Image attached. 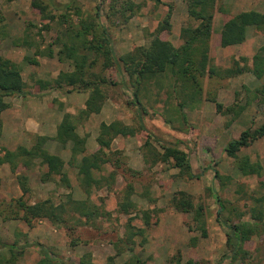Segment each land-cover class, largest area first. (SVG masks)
Segmentation results:
<instances>
[{
    "label": "rangeland",
    "instance_id": "obj_1",
    "mask_svg": "<svg viewBox=\"0 0 264 264\" xmlns=\"http://www.w3.org/2000/svg\"><path fill=\"white\" fill-rule=\"evenodd\" d=\"M33 1L0 0V56L19 65L27 91L25 96L7 98L10 107L0 113V135L5 130L4 144L8 147L1 143L2 137L0 145L11 151L20 146L31 148L39 137H45V150L59 155L66 162L65 171L71 188L58 185L59 176H55L54 181L42 182L47 167L38 159L29 168L21 164L15 171L10 165H5L9 167L11 177L16 178V184L19 185L18 176L28 177L31 192L26 194V199L30 205L47 198L59 203L71 192L75 199H90L105 215L88 225H78L72 220L68 226L73 231L52 226L45 219L28 226L23 220L10 219L13 210H16L14 200L23 193L8 197L0 194V260L10 259L11 252L7 246L17 244L24 251H17L15 264H38L40 246L65 264H80L84 258L94 264H172V259L179 256L183 263L193 260L198 264H264V236H253L244 244L250 254L248 260L244 261L241 257L230 259L226 245L228 229L218 221L221 218L237 223L239 214L247 212L252 205L249 197L259 192L260 184L264 182V175L262 178L242 176L235 160L225 152L227 144L237 139L244 130L258 128L264 123V76L258 79L249 70L230 78L207 74L202 78V95L183 109L179 108V104L184 98L173 79L162 77L159 83L158 80L156 83L153 81L147 92L141 93V101L146 108L145 113L141 112L143 124L148 134L152 135V144L160 150L162 145L178 143L188 153L193 172L199 177L192 180L181 178L172 164L150 165L145 160V149L142 147L148 139L147 133L142 131L135 137L114 140L110 153L114 161L105 165L99 175L107 176L116 170L114 162L119 160L115 181L109 187L94 189L88 196L80 186L76 162L70 163L72 143L62 144L57 139L58 125L65 114H71L78 134L86 138L87 153L90 154L99 149L96 139L102 122L121 121L138 126V107L127 76L116 71H109L116 85L109 86L103 110L88 119H78L83 107L80 106L87 100L88 92L76 89L71 92V88L57 89L53 86L38 89L39 80L51 82L61 71L73 70V62L60 56L61 44L56 41L57 36L68 27V23L62 22L63 16L78 23L77 8L86 18L94 15L97 6H100V23L105 27L109 23L105 16L107 3L102 0H40L48 4L47 15L33 7ZM134 1L142 6L139 13L126 24L109 26L118 57L136 47L148 45L152 32L169 12L172 28L169 33H163V38L175 47L184 43L182 28L198 24L188 16L185 0H162L159 4L152 0ZM249 10L264 14V0L218 1L210 40L211 65L225 69L238 61L242 67L246 63L250 69L253 68V57L264 45V28H250L242 44L226 48L220 45V32L226 20ZM50 17L54 19L48 20ZM27 58L38 63H30ZM217 103L223 105L222 112H218ZM228 107H235L238 114L226 113ZM241 107L244 110L238 112ZM24 119L36 122L40 126L39 132H18ZM170 119L173 121L169 122ZM12 120L20 122L15 125ZM239 155L249 156L264 168V137L243 149ZM215 171L230 177V181L221 184L215 177ZM130 185V199L135 208L126 215L121 212L120 203ZM179 191L191 194L196 206L202 204L207 208V237L201 235L193 221V213H181L172 206L171 199ZM217 195L227 207L221 215ZM145 211H150L149 226L143 221ZM22 214L20 212V216ZM248 219L247 215L242 218ZM129 224L137 229L131 244L127 241ZM137 258L139 261H136Z\"/></svg>",
    "mask_w": 264,
    "mask_h": 264
},
{
    "label": "trees",
    "instance_id": "obj_2",
    "mask_svg": "<svg viewBox=\"0 0 264 264\" xmlns=\"http://www.w3.org/2000/svg\"><path fill=\"white\" fill-rule=\"evenodd\" d=\"M102 1L107 3L105 16L111 27L116 26L117 23H128L142 7L134 0ZM152 1L158 4L162 2V0ZM218 1L185 0L188 16L198 24L182 28L181 39L184 43L180 47H175L169 40L163 38V33H169L172 28V16L169 12L156 30L152 32V39L148 45L136 47L120 57L116 55L113 48L109 26L105 27L100 23V6H97L94 15H89L86 18L81 16V12L77 8L76 13L80 17L78 23H73L67 16H63L62 22L68 23V27L57 36L56 41L61 44L60 56L73 62V70L61 71L51 82L39 80L38 89L42 90L47 86H53L57 89L71 88L69 90L71 92L75 89L80 92H88L89 96L78 115L80 120L88 119L92 115L100 114L103 110L108 100L109 86L116 85L109 76V71H116L127 76V81L132 86L134 103L138 107V126L127 125L121 121L102 122L96 139L99 149L90 154L87 153L86 138L78 134L73 116L71 114L64 115L57 127V139L62 144L72 143L70 163L76 162L80 186L85 194L89 196L94 189L109 187L115 181L116 170L120 167L119 160L114 162L116 170L107 176L99 175L105 165L114 161L110 154L114 140L118 137H135L142 131L147 133L148 139L142 147L145 149V160L150 165L172 164V167L178 170V176L181 178L192 180L199 177L193 172L188 153L182 150L178 143L162 145L160 150L152 144V135L148 134L143 124L141 112L145 113L146 108L141 101V93L147 92L146 90L153 81L156 83L158 80L157 83H159L162 77L173 79L175 86L183 95V102L179 104V108L183 109L186 104L193 103L202 95V78L207 74L211 77L230 78L249 70L258 79L264 76V45L254 55L253 68L251 69L246 63L242 67L238 61H235L232 67L225 69L211 65L210 40L213 34L214 11ZM32 5L39 8L42 14L47 15L48 4L34 0ZM52 19L54 18L50 17L48 20ZM250 28H264L263 13L255 10L242 11L226 20L220 32L221 47L242 44L247 39ZM242 60L246 62L245 58ZM27 61L33 64L38 63L30 58H27ZM26 94V83L19 65L0 56V113L10 107L7 98L15 95L25 96ZM217 110L222 112L223 105L217 103ZM242 110H244L243 107L238 112ZM225 112L238 114L235 107H228ZM171 121L173 120L170 119L169 122ZM263 137L264 123L258 128L244 130L237 139L231 140L225 147L226 154L235 160L237 169L242 176L263 177L264 168L260 162H253L249 156L240 157L239 155L243 149ZM45 140V137H39L37 143L31 148L20 146L14 151L6 150L0 145V166L9 164L15 171L21 164L29 168L34 160L38 159L42 165L47 167V171L42 175V182L54 181V177L59 176L58 185L70 189V179L65 171L66 162L59 155L45 150L43 147ZM3 151L4 153L1 155ZM215 177L223 185L224 181L231 179L222 176L219 171H215ZM17 179L23 194L14 200L16 210H13V215L10 217L12 220L20 219L28 226H32L35 221L45 219L52 226L66 227L73 231V228L68 226L70 221L75 220L78 225H88L96 218L105 215L104 212H101V208L90 199H75L71 192L67 193L59 203L47 198L30 205L26 199V194L31 192L28 177L20 175ZM260 188L259 192L249 197L252 205L247 212L239 214L240 220L237 223H231L230 220L221 218L218 220L228 229L226 245L228 248L227 257L230 259L236 260L241 257L244 261L248 260L250 254L245 250L244 244L253 236H264V191L261 192L262 189L264 190V182H261ZM130 190H132L131 185L126 197L120 203V210L126 215L131 214V209L135 208V204L130 199ZM217 202L221 209L219 215H221L227 207L218 195ZM171 204L178 212L193 213V221L201 235L207 237L205 228L207 208L202 204L196 206L192 195L185 191L176 192L171 199ZM20 212H23L22 216H20ZM149 214L150 211L143 212V221L146 226H149L151 222ZM245 215L249 216L248 220H242ZM139 231L143 233L142 229ZM127 233V241L131 244L137 235V229L129 224ZM7 248L11 252V258H1L0 264H15L16 253L24 251L23 247L11 244ZM40 256L38 264H65L42 246H40ZM136 261L139 259L137 258ZM171 262L172 264H198L193 260L183 263L180 256L173 258ZM80 264L94 263L90 259L84 258Z\"/></svg>",
    "mask_w": 264,
    "mask_h": 264
},
{
    "label": "crops",
    "instance_id": "obj_3",
    "mask_svg": "<svg viewBox=\"0 0 264 264\" xmlns=\"http://www.w3.org/2000/svg\"><path fill=\"white\" fill-rule=\"evenodd\" d=\"M86 98H85V100H86ZM25 101L26 100H24L23 103ZM83 103L81 104L80 107H82V106L84 107ZM19 106L22 107V105H19ZM52 115H54V113L51 114L50 116H52ZM57 116H59V114ZM57 119H62V118L57 117ZM13 121L14 120H12V123L15 124V125H16V123L20 122L18 120L15 121V122H13ZM35 123L33 121H31V120L28 121V119H24L21 122L22 128H19L18 132H20L21 134H22V131H29L30 133L39 132V127L40 126L39 125L37 126V123L36 124ZM4 127H5V125H4ZM4 132H5V130L2 131L3 135H1V137H2L1 138L2 142L1 143L3 144V146H7L6 144H4V142H5L4 138H3ZM21 134H19V135H21ZM16 145H18V144H16ZM26 148H30V147H26ZM7 165H9V164H7ZM7 165L4 164V165H2L0 167V182H1V184H0V194L4 195L6 197H8V196H20L22 194V190H21L20 186L15 183L16 178L15 177L14 178L11 177L10 169H9V167ZM65 167H66V165H65Z\"/></svg>",
    "mask_w": 264,
    "mask_h": 264
}]
</instances>
